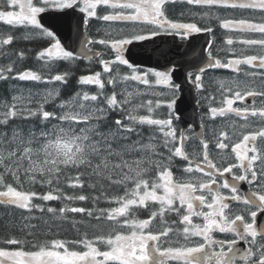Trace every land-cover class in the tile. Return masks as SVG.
<instances>
[{"label": "snow or ice", "instance_id": "1", "mask_svg": "<svg viewBox=\"0 0 264 264\" xmlns=\"http://www.w3.org/2000/svg\"><path fill=\"white\" fill-rule=\"evenodd\" d=\"M0 22V264H264V0H2ZM217 28L259 33L238 42L261 51L218 58ZM200 33L212 39L189 60ZM161 36L181 41L159 52L163 64L126 58ZM30 56L38 69L17 66ZM213 69L232 75L210 91ZM233 116L245 122L233 129L255 130L217 131Z\"/></svg>", "mask_w": 264, "mask_h": 264}, {"label": "water", "instance_id": "2", "mask_svg": "<svg viewBox=\"0 0 264 264\" xmlns=\"http://www.w3.org/2000/svg\"><path fill=\"white\" fill-rule=\"evenodd\" d=\"M45 17V23L50 22L49 17L52 15L51 13L42 14ZM58 24L64 23V21H58ZM75 29V22H73V31ZM210 37L203 36L199 39L201 42L199 45L196 44V41L191 42V50L187 56L189 60H197L200 56L201 49H206L207 42L210 40ZM173 41L176 44H180L181 42L177 38H155V42L148 41L145 42L143 47L139 44H133L128 46L130 51L126 53V57L130 59V62H134L139 65L157 67V61L159 60L160 64H163V60L160 59L159 52L167 51L170 48H173ZM197 45V46H196ZM188 50V43L184 42L183 46L180 48V52L183 53ZM182 108L186 109V119L189 123L194 124L199 131V110L194 111V102L192 104L181 105ZM183 125V124H182ZM184 126V125H183Z\"/></svg>", "mask_w": 264, "mask_h": 264}, {"label": "trees", "instance_id": "3", "mask_svg": "<svg viewBox=\"0 0 264 264\" xmlns=\"http://www.w3.org/2000/svg\"><path fill=\"white\" fill-rule=\"evenodd\" d=\"M0 2H2V0H0ZM9 26L3 24V22H0V32H5L8 29ZM16 48H32V49H40L42 47V45L40 43H33V44H16L15 45ZM18 67H23V68H33V69H38L40 67V65L34 60V58H32L31 56L24 61L22 64L17 65ZM91 69L95 70V71H100L101 68L98 64L95 63V61L92 62L91 64ZM81 74H89V67H88V62H82L81 66L79 69H77V73L76 76L73 78L72 82H71V86L70 88L65 91V96H67L71 91H75L77 90L79 87V85L76 84V79L78 78L79 75ZM25 89L27 90L28 87H31V85H24ZM43 86H41L42 88ZM86 90H95L96 86L94 85H89V86H83ZM34 91L36 89H33ZM66 191L69 192V194H71L72 190L71 189H66ZM52 206H59V202H49ZM75 206H91V205H85L84 202H76ZM103 206V205H101ZM9 211V209L4 208L3 206H0V214H4V219L9 218L7 215V212ZM12 213H15L17 215H20V210L17 209H11ZM38 215V214H37ZM72 215V214H70ZM77 218H79L78 214H77ZM33 223H36L40 226V228H43L44 225L42 223V221H33ZM66 231H65V235L68 236H72L73 233L70 230V227L68 225L64 226ZM5 235L4 232L0 231V238H2ZM40 239L42 240L43 237H40ZM10 249L13 248L14 246H8Z\"/></svg>", "mask_w": 264, "mask_h": 264}, {"label": "rangeland", "instance_id": "4", "mask_svg": "<svg viewBox=\"0 0 264 264\" xmlns=\"http://www.w3.org/2000/svg\"><path fill=\"white\" fill-rule=\"evenodd\" d=\"M241 34L242 33L239 32V35H241ZM247 35H248L247 32H245L243 34V38H245ZM259 36H256L254 34L253 35V38H257ZM235 43L236 42H235V38H234V44L231 45V46L227 45L225 42H223V43L220 44L221 49L218 50V54L220 55V57H221L222 60L225 59L226 55L229 56L228 55L229 53L222 55V52L223 51H227V49H229V48L235 49V54L237 56H240L241 55V50L242 49H246V52L244 54H248L247 52H249L251 49H256V47L258 48V46H246V45L240 44L239 42H238V46L236 47V46H234V45H236ZM232 58H234V57H232ZM242 67H246V66H242ZM216 70H214L211 74H209L207 76L206 82H207V84L210 85V91H215L216 90V88H217L216 81L218 79H221V78L227 79V78H229L232 75V73H230L231 70H229V69H228L229 71H227L228 74H225L223 72H219L218 71V70L226 71V69H216ZM256 83L258 84L259 81H256ZM257 120H259L258 117H256V118L249 117V123H254ZM233 122H235L237 125L245 123L244 121L240 120V118H237V117H234L233 116V117H230L229 120L227 122H225L224 124H220L219 122H217V125L215 127H216L217 131H219V130H221L223 128H227L229 130L230 134L233 131L239 133L240 131H245L246 132V131H253V130H255V128L240 129L239 127H236L235 129H233L231 127V125H232ZM237 138H238V136L237 137H234V139H237ZM220 158H221L220 156L217 157V159H220ZM11 218L16 221L17 225H19L21 223V221H20V215H17L15 213H12V217ZM6 219H9V218H6Z\"/></svg>", "mask_w": 264, "mask_h": 264}, {"label": "flooded vegetation", "instance_id": "5", "mask_svg": "<svg viewBox=\"0 0 264 264\" xmlns=\"http://www.w3.org/2000/svg\"><path fill=\"white\" fill-rule=\"evenodd\" d=\"M183 7V8H182ZM190 6L186 5V4H177L175 6V13H174V18H178V19H183L185 21L188 20V16L186 15L185 17H180L179 16V13L187 8H189ZM182 8V9H181ZM237 13H238V10H236L235 12H231V10H229L228 13H221L222 15H232L236 18L237 16ZM95 28H96V25L93 24V27H92V31L95 32ZM222 30L224 29H219L217 28L215 31H216V36L217 37H220V33L222 32ZM225 31H228V30H225ZM102 35V33H101ZM113 35H115V33H113ZM215 36V37H216ZM221 38V37H220ZM210 89V88H209ZM245 187H247V185H244ZM171 220V218H169ZM196 222H199L198 220H196ZM173 238H176L175 236H173Z\"/></svg>", "mask_w": 264, "mask_h": 264}]
</instances>
